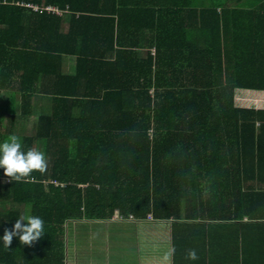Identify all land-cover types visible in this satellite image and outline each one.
<instances>
[{
  "label": "trees",
  "instance_id": "trees-1",
  "mask_svg": "<svg viewBox=\"0 0 264 264\" xmlns=\"http://www.w3.org/2000/svg\"><path fill=\"white\" fill-rule=\"evenodd\" d=\"M234 2L0 0V86L16 82L25 116L35 93L53 96L36 134L19 137L23 151L43 150L47 171L12 182L0 169L4 229L31 215L45 234L31 247L0 239V259L65 264L69 220L159 207L157 218H182L169 214L183 197L211 218H263L264 190L243 178L264 186V0ZM31 4L69 11L67 27L66 13ZM132 29L153 33L143 54L118 36ZM64 56L76 57L74 74L63 73Z\"/></svg>",
  "mask_w": 264,
  "mask_h": 264
},
{
  "label": "crops",
  "instance_id": "crops-1",
  "mask_svg": "<svg viewBox=\"0 0 264 264\" xmlns=\"http://www.w3.org/2000/svg\"><path fill=\"white\" fill-rule=\"evenodd\" d=\"M255 1L257 0H235L231 6L250 9L252 7L250 4H255ZM243 2H246L247 6L243 5ZM68 15L66 13L64 16L66 27ZM134 32L133 29L131 33L129 30H121L118 36L122 39L133 37L138 46L141 42L144 46L137 48L143 54L147 51L146 41L153 33L149 32V29H142L137 35H134ZM154 47L153 45L151 50ZM62 69L64 74H74L76 57L64 56ZM15 84L16 82L12 86H0V121L6 122L0 127L1 131L4 130L0 132V137L35 135L39 116L46 114L52 104L51 94L37 92L33 98V114L22 115V94ZM12 115L17 116L18 123L10 131L8 123ZM29 127L34 128L29 131L27 129ZM0 143H3L1 138ZM39 151L43 152L41 149ZM243 181L246 189L255 187V190H264L259 180H253L251 176L244 177ZM159 208L157 211L151 210L145 218H136L137 212L130 210L128 213L130 218L126 219L116 214L110 219L69 220L65 226L64 263L162 264L164 253L170 247H175L171 264H264V216L261 219H252L249 214H242L240 218L223 219V215L211 218L207 216L209 210L196 214L201 210L198 206L196 210L193 209L185 197L182 199L180 210L183 211L182 215H188L186 217L175 218L174 215L171 218H157L156 214L160 216L163 214V211L159 212ZM228 208V205L224 208L225 216ZM171 209L170 214L167 209V216L175 214L176 209L174 207ZM218 209V213H221L222 208ZM190 249L196 251L197 260L186 258ZM21 260L0 259V264H19Z\"/></svg>",
  "mask_w": 264,
  "mask_h": 264
},
{
  "label": "clouds",
  "instance_id": "clouds-1",
  "mask_svg": "<svg viewBox=\"0 0 264 264\" xmlns=\"http://www.w3.org/2000/svg\"><path fill=\"white\" fill-rule=\"evenodd\" d=\"M48 162L45 154L36 149L22 150V143L16 135H11L3 143H0V169L4 170V176L12 182H34L32 173L41 174L47 171ZM44 221L37 216L20 215L11 230H5L2 244L10 249L13 239L18 238L22 246L31 247L34 242L39 241L43 235ZM175 247H170L163 255L162 264H171L175 255ZM187 259L197 260L198 256L194 249L187 252Z\"/></svg>",
  "mask_w": 264,
  "mask_h": 264
},
{
  "label": "built area",
  "instance_id": "built-area-1",
  "mask_svg": "<svg viewBox=\"0 0 264 264\" xmlns=\"http://www.w3.org/2000/svg\"><path fill=\"white\" fill-rule=\"evenodd\" d=\"M35 11H46L47 13L50 14H56V15H64L65 13L69 11H65L62 8H60L58 5H43V6H38V5H30ZM153 53H155V50H153Z\"/></svg>",
  "mask_w": 264,
  "mask_h": 264
},
{
  "label": "rangeland",
  "instance_id": "rangeland-1",
  "mask_svg": "<svg viewBox=\"0 0 264 264\" xmlns=\"http://www.w3.org/2000/svg\"><path fill=\"white\" fill-rule=\"evenodd\" d=\"M206 4H209V2L211 1V0H203ZM2 123H3V125H5V121H2ZM33 128L34 127H29V128H27L29 131L30 130H33ZM2 131H4V130H2ZM1 131V132H2ZM4 137L5 136H2V137H0L2 140H4L5 141V139H6V137H5V139H4ZM48 160H51V159H48ZM0 210H5V208H4V204H1V206H0ZM170 211H172V209H170ZM182 210H179V211H176V212H174L176 215H180V216H182V217H186V216H188V215H182ZM5 228V226H3L1 223H0V234L1 233H3V230H5L4 229ZM65 241H66V234H65ZM66 243V242H65Z\"/></svg>",
  "mask_w": 264,
  "mask_h": 264
}]
</instances>
